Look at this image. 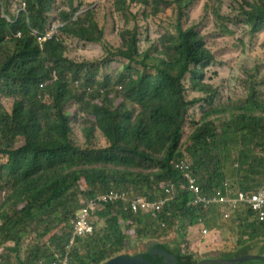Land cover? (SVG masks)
Instances as JSON below:
<instances>
[{
	"label": "trees",
	"instance_id": "16d2710c",
	"mask_svg": "<svg viewBox=\"0 0 264 264\" xmlns=\"http://www.w3.org/2000/svg\"><path fill=\"white\" fill-rule=\"evenodd\" d=\"M197 1L112 0L111 11L124 20L114 43L98 7L81 11L78 0H0V264L65 257L67 264H103L134 241H167L198 225L226 234L227 252L220 256L253 249L264 256V219L241 203L233 209L194 205L176 168L186 161L212 196L264 186V75L258 62L244 67L227 99L215 103L220 88L205 78L216 56L201 22L190 20ZM232 2L238 20L231 25L224 0H205L203 18L209 13L231 36L240 23L247 43H254L264 33V0ZM22 3L25 10L18 11ZM54 20L64 26L41 45L37 34ZM153 27L160 30L155 39ZM69 38L100 44L103 52L72 57ZM116 59L122 67L111 73ZM197 105L203 111L195 120L190 114ZM111 190L126 200L92 210L93 233L68 246L78 211ZM136 197L168 200L154 215L134 211ZM174 253L179 264L198 262Z\"/></svg>",
	"mask_w": 264,
	"mask_h": 264
},
{
	"label": "rangeland",
	"instance_id": "374dc122",
	"mask_svg": "<svg viewBox=\"0 0 264 264\" xmlns=\"http://www.w3.org/2000/svg\"><path fill=\"white\" fill-rule=\"evenodd\" d=\"M82 3L81 11L87 8L98 7L101 24L105 28V36L112 42L117 43V32L124 26V20L121 14L111 11L112 0H78ZM205 0H198L190 9V20L195 22H201L199 30L205 35L206 43L210 49L214 52L216 60L206 68L205 80L220 88V94L217 97L215 103L224 101L227 99V94L230 89L238 84L239 76H242V69L244 67H252L256 62L259 65V72L264 75V48L262 44L264 33L259 34L254 43H247V35L242 34V28L240 23L234 27L235 35L224 34L216 25L215 19L209 13L204 18L203 3ZM226 7L224 10L230 12L227 22L231 25L238 19L233 17L236 14V10L231 6L234 4L232 0H224ZM99 3H103L100 5ZM20 9V8H19ZM18 9V10H19ZM139 10L138 7L133 8V12ZM160 34V30L156 28L151 29V36L153 39ZM241 38L244 42L240 43L237 39ZM72 51L69 55L78 58H90L94 55L101 54L103 52L100 44L86 43L78 39L69 38ZM122 65L119 59L109 65L108 71L116 73L121 69ZM192 97L194 94L189 92ZM205 105V104H204ZM203 109L201 105H197L192 109L190 117L197 120ZM191 130V124H186L185 132ZM77 132V130H76ZM2 196L0 194V203ZM203 226H192L187 229L186 232L178 231L173 233L169 240H163L164 243L180 254H191L198 262L205 258L217 257L221 252H227V249H222V243L226 240V234H222L220 231L208 230L207 233H203ZM220 239L222 241L220 242ZM153 245V242H132L125 251L132 253H139ZM254 248V247H253ZM244 250V249H243ZM256 249H253L251 253H255ZM2 249H0V254ZM23 255V253H22Z\"/></svg>",
	"mask_w": 264,
	"mask_h": 264
},
{
	"label": "built area",
	"instance_id": "2783aa9c",
	"mask_svg": "<svg viewBox=\"0 0 264 264\" xmlns=\"http://www.w3.org/2000/svg\"><path fill=\"white\" fill-rule=\"evenodd\" d=\"M24 9V4L22 6ZM64 24L62 23H54L50 30L43 34H37L35 30H32L34 34H37L41 45L48 39L53 38L57 35L59 28H61ZM20 36V35H19ZM43 86V84L41 85ZM176 168H178L186 181V185L188 189L192 192L193 198L192 203L194 205H200L203 207H208L215 202L222 203L223 205L229 206L231 209L236 208L238 204H245L251 210H253L260 219L264 218V187H261L259 190L247 193L239 191L235 196L228 195H209L202 191L200 185L197 182V178L191 170L190 165L184 161L180 160L176 163ZM173 192V186L170 187ZM170 188H166V192L170 193ZM126 200V195L123 192L111 190L107 193L99 194L95 198H92L88 203L86 208H82L78 211L76 217L72 220L73 226V235L70 239L68 246L73 244L75 241V237L84 236L87 234L93 233L94 226L90 221L91 211L101 206L104 203L112 202L115 200ZM168 198L164 197L159 200L149 201L145 198L136 197L130 200L131 207L134 211L138 209H143L147 211H151L156 215V213L164 206L167 202ZM224 217H230V211L226 210L224 212ZM204 233L207 232L206 229L203 230ZM39 264H47L43 261H40ZM48 264H67V258L65 257L63 260H54Z\"/></svg>",
	"mask_w": 264,
	"mask_h": 264
},
{
	"label": "water",
	"instance_id": "95a60500",
	"mask_svg": "<svg viewBox=\"0 0 264 264\" xmlns=\"http://www.w3.org/2000/svg\"><path fill=\"white\" fill-rule=\"evenodd\" d=\"M153 245L139 253L124 251L109 259L103 264H179L180 259L163 241L151 240ZM220 256V254H219ZM246 260H260L264 262V256L258 254L243 255L239 257L221 256L202 259L197 264H239Z\"/></svg>",
	"mask_w": 264,
	"mask_h": 264
},
{
	"label": "clouds",
	"instance_id": "9594fccd",
	"mask_svg": "<svg viewBox=\"0 0 264 264\" xmlns=\"http://www.w3.org/2000/svg\"><path fill=\"white\" fill-rule=\"evenodd\" d=\"M23 4H24V9H22ZM22 6L20 7V9H19L18 11H20V10H25V3H22ZM54 23H62V24H64L61 20H54V21H52L51 26H52ZM63 26H64V25H63ZM63 26H62V27H63ZM62 27H61V28H62ZM50 28H51V27H50ZM50 28H49L47 31H49ZM59 29H60V28H59ZM47 31H46V32H47ZM46 32H45V33H46ZM58 32H59V30H58ZM57 34H58V33H57ZM41 85H42V84H41ZM43 85H44V84H43ZM261 187H264V186H261ZM261 187H260V188H261ZM260 188L256 189L255 191L259 190ZM253 192H254V191H253ZM252 211H253V210H252ZM263 219H264V218H263ZM204 229H206V228H203V230H204ZM203 230H202V232H203ZM206 230H207V229H206ZM203 233H204V232H203ZM206 233H207V232H206ZM232 258H234V257L232 256Z\"/></svg>",
	"mask_w": 264,
	"mask_h": 264
},
{
	"label": "flooded vegetation",
	"instance_id": "af4514ba",
	"mask_svg": "<svg viewBox=\"0 0 264 264\" xmlns=\"http://www.w3.org/2000/svg\"><path fill=\"white\" fill-rule=\"evenodd\" d=\"M221 254V253H220ZM217 257H221V256H217Z\"/></svg>",
	"mask_w": 264,
	"mask_h": 264
}]
</instances>
